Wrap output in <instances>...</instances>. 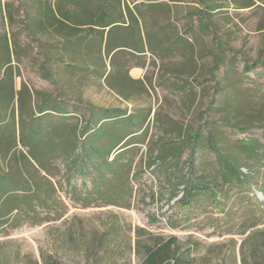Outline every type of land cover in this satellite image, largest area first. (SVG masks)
<instances>
[{"label": "rangeland", "instance_id": "374dc122", "mask_svg": "<svg viewBox=\"0 0 264 264\" xmlns=\"http://www.w3.org/2000/svg\"><path fill=\"white\" fill-rule=\"evenodd\" d=\"M0 2L13 5V22L0 15V34L18 44L7 71L0 62L12 153L27 152L21 140L38 128L45 98L55 111L42 119L49 126H100V110L124 113L130 125L123 149L110 152L109 161L121 155V173L98 187L70 179L59 152L45 170L0 161L1 172L14 169L46 200L19 193L2 212L0 264H141L147 248L171 239L185 264H264V0H116L112 53L92 42L107 30L84 27L73 39L41 32L43 2ZM196 132L213 135L243 178L227 182L201 144L195 164L211 194L183 209L170 181L189 152L173 155L170 146ZM242 140L257 141L261 154L241 150Z\"/></svg>", "mask_w": 264, "mask_h": 264}, {"label": "trees", "instance_id": "16d2710c", "mask_svg": "<svg viewBox=\"0 0 264 264\" xmlns=\"http://www.w3.org/2000/svg\"><path fill=\"white\" fill-rule=\"evenodd\" d=\"M36 1L44 4L40 11L42 18L35 21L37 30L41 32L50 30L68 39L77 38L84 27L100 35L107 30L105 39L94 34L92 35V42H97L99 45L105 42L104 49L109 50V53L118 48H113L107 41L110 31L117 28L118 24L121 23L119 22L121 20L117 19L118 7L114 3L116 0H56L55 6L49 5L51 0ZM12 7L11 3L1 4L0 2L2 22L5 19H8L10 23L13 22ZM128 27L129 25L126 26V28ZM16 47L18 44L15 41L12 44L9 34H0V62L4 63L1 65L2 69L6 70L9 67L10 58L14 56L13 50ZM1 93L2 84H0V161L8 159L14 165L24 168L26 166L32 167V164L36 163L41 170H45L44 164L51 157V154L59 152L60 156L69 161L70 179L77 177L88 179L90 184H94L95 187L102 185L107 175L115 176L121 173L120 165H118V159L121 155L110 161L109 159L110 152L123 149L122 143L126 137L130 136V134L125 133L130 125H128L129 117L124 113L100 110V121H104V124L99 126L96 123L87 122L80 132L76 127H69V129L64 130L63 126L59 124L49 126V122H43L42 119L49 115L47 113L53 111V108L45 106L48 102L45 98V104L42 102L36 107L33 117V119H41L38 128L36 130L30 129L26 144L23 139L21 140L27 152L24 153L21 150L16 156L15 153L11 152L17 148V142L13 136L15 128L13 121L8 120V115L7 117L4 116L2 109L6 107L7 98L2 97ZM57 113L62 118L69 114L66 110ZM230 126L243 133L249 129V127L239 129L235 125ZM203 143L209 152L214 153L217 157L222 166L223 178L227 182L230 180L241 182L243 178L240 167L223 155L218 148L215 137L211 134L203 136L196 132L194 135H188L186 141L184 140L179 144L172 143L170 151L173 155L183 148L189 152L183 168L174 174L170 181L172 186L171 197L175 200V204L183 209L189 208L199 197H207L211 194L207 181L202 174L197 173L195 164L196 151ZM256 143L257 141L254 140L250 142L242 140L238 142V147L255 156L261 154ZM13 170H10L11 173L0 171V218L5 217L2 212L7 211L9 204L16 203L14 199L19 193L28 194L29 197L25 200L27 202L46 204V200L34 191V188L39 189L38 186L36 184L27 186ZM17 208L10 209L9 213L16 211ZM173 243L174 241L171 239L166 243L147 248L141 264H185L182 257L175 252ZM53 264L59 263L55 261Z\"/></svg>", "mask_w": 264, "mask_h": 264}]
</instances>
